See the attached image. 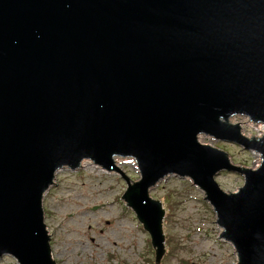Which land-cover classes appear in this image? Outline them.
I'll return each instance as SVG.
<instances>
[{
  "label": "water",
  "instance_id": "obj_1",
  "mask_svg": "<svg viewBox=\"0 0 264 264\" xmlns=\"http://www.w3.org/2000/svg\"><path fill=\"white\" fill-rule=\"evenodd\" d=\"M264 0H0V258L59 264L44 196L85 159L118 171L122 199L166 253L169 174L205 192L237 264H264ZM201 133L260 153L233 163ZM132 158L131 178L115 157ZM221 170L244 176L236 190Z\"/></svg>",
  "mask_w": 264,
  "mask_h": 264
},
{
  "label": "rangeland",
  "instance_id": "obj_2",
  "mask_svg": "<svg viewBox=\"0 0 264 264\" xmlns=\"http://www.w3.org/2000/svg\"><path fill=\"white\" fill-rule=\"evenodd\" d=\"M253 122L242 124V132L261 134L264 122ZM199 140L228 151L233 163L254 167L260 162L258 151L238 142L210 134ZM119 158L116 163L126 174L140 176L132 158ZM215 178L226 190L244 183V176L234 170H221ZM126 186L121 173L90 161L57 171L55 183L45 193L44 208L59 264H156L150 233L122 199ZM151 194L166 207V253L157 264H237L233 242L220 236L222 227L213 205L190 177L169 174ZM0 264L18 262L6 254Z\"/></svg>",
  "mask_w": 264,
  "mask_h": 264
},
{
  "label": "bare ground",
  "instance_id": "obj_3",
  "mask_svg": "<svg viewBox=\"0 0 264 264\" xmlns=\"http://www.w3.org/2000/svg\"><path fill=\"white\" fill-rule=\"evenodd\" d=\"M234 117H236V118H234ZM234 118V119H233ZM231 122H234V123H239L240 125H242V124H244L245 122L246 123H250L251 122V120L249 119V118H247L246 119V115H244V116H242V114H238V115H234V116H232L231 118ZM233 119V120H232ZM254 123V122H253ZM255 124H263V122H255ZM264 125V124H263ZM242 127V126H241ZM262 129H263V127H262ZM202 134H204V133H201L199 136H201ZM205 135V134H204ZM125 158V157H127V156H117V157H115V159L116 158ZM119 158V159H120ZM88 161H90V162H92L90 159H85L84 161H83V163L85 164V162L87 163ZM121 161V160H120ZM116 162H119V160L117 159L116 160ZM92 163H94V162H92Z\"/></svg>",
  "mask_w": 264,
  "mask_h": 264
},
{
  "label": "trees",
  "instance_id": "obj_4",
  "mask_svg": "<svg viewBox=\"0 0 264 264\" xmlns=\"http://www.w3.org/2000/svg\"><path fill=\"white\" fill-rule=\"evenodd\" d=\"M155 262H156V260H155ZM156 264H157V262H156Z\"/></svg>",
  "mask_w": 264,
  "mask_h": 264
},
{
  "label": "flooded vegetation",
  "instance_id": "obj_5",
  "mask_svg": "<svg viewBox=\"0 0 264 264\" xmlns=\"http://www.w3.org/2000/svg\"><path fill=\"white\" fill-rule=\"evenodd\" d=\"M51 233V232H50ZM52 237V236H51ZM223 238V237H222Z\"/></svg>",
  "mask_w": 264,
  "mask_h": 264
}]
</instances>
